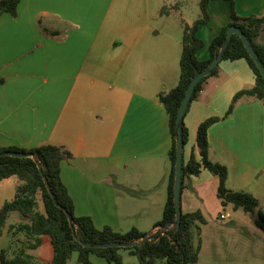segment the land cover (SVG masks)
<instances>
[{
    "label": "crops",
    "instance_id": "0c3cea01",
    "mask_svg": "<svg viewBox=\"0 0 264 264\" xmlns=\"http://www.w3.org/2000/svg\"><path fill=\"white\" fill-rule=\"evenodd\" d=\"M233 1L240 16L264 14V0ZM207 11L209 20L197 31L199 61L209 58L211 41L229 22L230 4L208 0ZM196 19L181 0H20L16 16L0 14V148L65 147L71 157L61 162L60 178L75 216L90 217L98 229L154 233L166 202L171 149L158 96L178 83L183 28ZM253 84L245 60L220 61L184 116L182 157L183 164L191 156L200 161L197 129L220 118L207 131L208 158L226 167L227 189L251 193L262 208L263 103L243 96L223 118L233 96ZM17 183L15 176L0 181V208ZM213 183L217 191L218 178L207 169L190 175L181 189L182 213H202L195 203ZM21 220L8 214L0 250L10 241L7 226ZM44 247L51 254H36L41 263L53 255L47 238L34 251ZM89 260L108 264L95 254Z\"/></svg>",
    "mask_w": 264,
    "mask_h": 264
},
{
    "label": "trees",
    "instance_id": "16d2710c",
    "mask_svg": "<svg viewBox=\"0 0 264 264\" xmlns=\"http://www.w3.org/2000/svg\"><path fill=\"white\" fill-rule=\"evenodd\" d=\"M230 4L229 22L223 26L209 45V58L199 61L197 53L203 47V41L197 36L198 27L209 20L207 11L208 0H200V18L191 25L185 24L181 38V55L179 60V80L177 85L166 94L158 96L169 118V131L171 136L170 172L167 184V196L162 218L155 224V228L165 226L175 220V207L173 203V185L175 176V142L178 127L175 124L179 105L185 91L195 75L207 68L212 59L219 53L227 30L231 26L239 28L245 35L250 46L256 53L264 68V14L262 16H240L236 13L233 0ZM20 0H0V14L8 13L17 15ZM246 61L254 74L252 87L237 92L223 118L230 115L237 100L243 96L254 97L262 101L264 106V78L249 56L241 38L234 34L225 48L221 61ZM220 63V62H219ZM219 63L211 73L202 78L195 86L186 112L191 103L196 101L202 90L204 82L218 73ZM4 83L0 75V86ZM186 114V113H185ZM185 116V115H184ZM181 120L183 147L188 140V131ZM221 120L214 117L202 122L197 129L196 143L199 149L200 161L191 156L186 164L182 165V186L190 175H197L201 168L207 169L217 176V196L224 206L231 203L234 209L242 208L245 212L254 213L259 207V200L246 191H232L226 188L227 169L224 165L213 162L208 158V128ZM20 152L36 155L40 168L46 178L51 192L58 206L54 204L50 193L45 187L43 177L32 158H18L8 155L0 156V181L15 176L18 180L12 199L5 201L0 208V236L6 225L10 212H18L22 220L8 226L10 241L6 248L0 250V264H67L71 255L77 253L80 264H91L90 254H95L106 260L108 264H123L121 250H127L129 255L135 256L139 264H196L199 255V245L195 243V229L199 224H205L201 211L196 210L181 214L180 224L164 232L151 233L152 238L144 241L139 246L126 248H86L80 245L73 236L67 214L72 217L78 237L86 243H131L141 240L145 233L132 228L125 233L117 232L109 226L101 229L95 227L88 216L77 217L74 215L73 200L60 178V165L71 153L63 146L40 145L31 149L19 147L0 148V153ZM67 213V214H66ZM255 226L264 232V215L260 212L254 219ZM47 238L52 249V259L41 263L30 251L36 250Z\"/></svg>",
    "mask_w": 264,
    "mask_h": 264
},
{
    "label": "rangeland",
    "instance_id": "374dc122",
    "mask_svg": "<svg viewBox=\"0 0 264 264\" xmlns=\"http://www.w3.org/2000/svg\"><path fill=\"white\" fill-rule=\"evenodd\" d=\"M181 1L196 17L201 16L200 0ZM185 196L184 192V199ZM195 204L201 208L205 219V224H199V228L195 229L194 241L199 245L196 264H264V241L256 237L255 234L259 231L254 224L257 212L264 215V207L251 213L245 212L242 208L233 209L231 203L223 206L214 183L202 194L201 203ZM221 215L225 218L221 219ZM7 228L5 233L10 238ZM3 243L4 239L0 238V247ZM42 248L30 253L34 256L41 252L44 255L51 254L50 249ZM120 254L123 256V264H139L137 258L129 255L127 250H121ZM68 261L69 264H75L77 253L74 252Z\"/></svg>",
    "mask_w": 264,
    "mask_h": 264
},
{
    "label": "water",
    "instance_id": "95a60500",
    "mask_svg": "<svg viewBox=\"0 0 264 264\" xmlns=\"http://www.w3.org/2000/svg\"><path fill=\"white\" fill-rule=\"evenodd\" d=\"M234 34L238 35L241 38L249 56L251 57L253 62L256 64V66L259 68V70H260V72L264 78V68H263L262 64L260 63V61H259L256 53L254 52L253 48L250 46L245 35L242 33V31L239 28H237L235 26L229 27L227 30L226 38L220 47L219 53L212 59V61L210 62V64L207 66V68L205 70L197 73L195 75V77L191 80V82L189 83V85L185 91L184 97H183V99L179 105V108H178V111L176 114V118H175V124L178 127V135H177L176 142H175V176H174V185H173V203H174V207H175V220L172 223H168L165 226L159 228L154 233H157V232L161 233V232H164V231L171 229V228H177L180 224L181 214H182L181 206H180V194H181V189H182L181 186H182V165H183V157H182L183 143H182L181 120L186 113L188 103H189L191 94H192L195 86L197 85V83L202 78L208 76L211 73L212 69L222 60L225 48L228 45V43L230 42L232 35H234ZM1 155H8V156H13V157H18V158H32L34 160V162L36 163L38 169L40 170V173H41L43 180H44L45 187L48 190V192L50 193V196H51L54 204L58 206V203H57L54 195L51 192L50 186H49V184H48L46 178L44 177V174L40 168V165H39V162H38L36 155L25 154V153H20V152L0 153V156ZM67 217H68V221H69L70 227H71L72 232H73L74 239L80 245H82L83 247H86V248H109V247L126 248V247H132V246H139L144 241L150 240L152 238V235L146 234L145 236H143L141 238V240L136 241V242H131V243H103V244L86 243V242H83L78 237L76 230H75V227H74L72 217L69 216L68 214H67Z\"/></svg>",
    "mask_w": 264,
    "mask_h": 264
},
{
    "label": "built area",
    "instance_id": "2783aa9c",
    "mask_svg": "<svg viewBox=\"0 0 264 264\" xmlns=\"http://www.w3.org/2000/svg\"><path fill=\"white\" fill-rule=\"evenodd\" d=\"M221 219H224L225 217L223 215L220 216Z\"/></svg>",
    "mask_w": 264,
    "mask_h": 264
}]
</instances>
